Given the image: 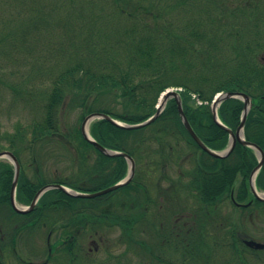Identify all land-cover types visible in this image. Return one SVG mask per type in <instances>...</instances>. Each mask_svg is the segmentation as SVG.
I'll return each instance as SVG.
<instances>
[{
	"label": "trees",
	"instance_id": "obj_1",
	"mask_svg": "<svg viewBox=\"0 0 264 264\" xmlns=\"http://www.w3.org/2000/svg\"><path fill=\"white\" fill-rule=\"evenodd\" d=\"M0 85L31 110L27 122L0 134V152L10 151L20 165L18 205L29 206L48 185L91 193L123 180L126 160L96 149L83 137L82 123L96 113L140 124L169 88L182 89L185 118L216 152L228 147L229 134L205 104L218 93L247 95L244 140L264 153V0H0ZM243 107L239 99L224 100L220 122L235 132ZM89 134L134 160L131 182L92 199L49 189L32 211L18 213L10 199L13 166L0 161V264H28L19 244L37 233L45 236L42 264H95L82 248L85 236L99 238L97 249L106 256L99 264L128 263L130 251L136 264H264V250L244 244L255 212L264 211L249 184L257 166L253 149L236 142L226 158L202 151L173 99L148 126L127 129L97 119ZM61 159L68 175H46ZM162 182L171 193L195 197L202 210L197 219L190 215L187 224L169 229L156 223L164 221L171 196ZM255 185L264 193V165ZM225 199L231 220L216 223L212 217Z\"/></svg>",
	"mask_w": 264,
	"mask_h": 264
},
{
	"label": "rangeland",
	"instance_id": "obj_2",
	"mask_svg": "<svg viewBox=\"0 0 264 264\" xmlns=\"http://www.w3.org/2000/svg\"><path fill=\"white\" fill-rule=\"evenodd\" d=\"M236 1H239V0H236ZM191 97L196 102L195 105L200 106V103L197 102V98H195L194 95H192ZM205 105L209 106L211 109V104H205ZM30 115H31V110L28 107H24L23 104L20 103V101L17 98L10 95L9 92L0 85V134L5 133V132H12L16 123L27 122L30 118ZM76 117L77 115L74 112V113L69 114L67 120L74 121ZM93 121L89 122L88 125L90 126V124ZM51 157H53V154L51 155ZM0 161H3V162L6 161L11 164L10 160L6 158L0 159ZM66 161L67 160L65 159H61L60 161L51 163L50 166L48 165L49 171H47L46 175L50 176L52 173H56L57 175L59 172L63 173L64 175H68L66 173L68 171L69 163L68 161L67 162ZM134 168H135V163H134ZM128 169H129V166H128ZM28 173L32 175L33 172H31V168ZM167 173L171 178H176L175 170L172 171L170 169H167ZM161 185L162 187L160 188L164 189V191L167 190V193L170 194L171 196L170 198L164 201L165 206L162 209V219H164V221L162 222L156 221L157 224H162L164 228L169 229L170 227H172L171 225L174 222V223H177L176 227L179 228L183 226V224L185 223L187 224V222L185 221H188L186 219L190 215H191L190 218L197 219L198 217L197 215L201 214L202 210L199 208V204L193 195H186L183 191L171 193L172 192L171 190H168L165 188V186L167 185V182H162ZM152 193L155 195L154 191H152ZM258 194L260 196H264L263 192L258 191ZM208 210H210V208L206 207L204 209V212H208ZM232 211H233V208L230 202L225 199L223 202L218 204L217 211H216L217 216L216 217L214 216L212 218L216 219L214 220L216 223L225 224L231 220L230 215ZM152 214H154L153 209H152ZM252 220H253L252 222L253 226L250 229V234H249L250 239L255 240L257 242L264 243V211L255 212L254 218H252ZM109 233L110 234H108L107 236L108 242L109 240L114 241L113 239H115L117 235L119 234L117 230L114 232L110 231ZM146 242L147 244H153L154 242L153 237L147 238ZM44 243H45V236L40 233H37L36 235L32 237L29 243L19 244L20 246L19 255L23 257V259H25V261H27L28 263L30 262V264H41L46 261V257H45L46 249H45ZM94 243L99 246L100 240L98 237H93V236L86 237L85 236L83 241L81 242L83 246L82 245L81 246L83 250L86 252L85 255L88 256L89 261L94 260L95 264H99L106 256L101 250L98 251L97 248L96 249L93 248ZM169 252L171 253L172 251L170 250ZM132 254H133V251H130L129 253H127L126 256L128 257V263H125V264H136L135 262L133 263L131 259V257H133ZM176 255L175 253L174 255L172 254L173 257H175ZM11 262H9V264H15L13 260H11ZM49 264H53V263H49Z\"/></svg>",
	"mask_w": 264,
	"mask_h": 264
},
{
	"label": "water",
	"instance_id": "obj_3",
	"mask_svg": "<svg viewBox=\"0 0 264 264\" xmlns=\"http://www.w3.org/2000/svg\"><path fill=\"white\" fill-rule=\"evenodd\" d=\"M160 99H162V103L157 106V110H156L155 114L152 117H150L148 120L144 121L143 123L137 124V125L126 126V125L118 123L117 121L113 120L112 118H110L109 116L104 115V114H91V115H88L85 118L84 122L82 123V128H81V132H82L83 137L86 140H88L89 142H91L94 145V147L96 149H98L102 154H104L106 156H109V157L121 156V157L125 158L127 163H128V166H129L128 175L126 176V178L123 181H121V182H119V183H117V184H115V185H113L111 187H108V188H106L104 190H101V191H98V192H93V193H90V194H80V193L75 192L73 190H70V189H68V188H66V187H64L62 185H58V184L50 185V186H47V187L41 189L37 193V195L35 196L34 200L32 201L31 205L28 208H25V209L24 208H18L16 206V202H15V190H16V186H17V182H18L20 166L18 164L17 159L15 158V156L11 152H8V151L1 152L0 153V159H3V158L9 159L12 162V165L14 166V179H13V183H12V187H11V204H12L13 209L16 212H18V213H26V212L31 211L33 209V207L36 205L38 199L48 189H58V190H61V191L65 192L66 194H68L69 196H72V197L95 198V197H99V196L108 194V193H110L112 191H115L118 188L130 183L131 180H132V177L134 175V161L132 160V158H130L128 155H126L124 153H118V152H114V151L108 150V149L104 148L103 146H101L100 144L96 143L94 140L91 139L90 135L88 134L87 125L92 120L104 119V120H107V121L111 122L112 124H114L116 126H119V127H123V128H127V129H139V128L145 127V126L149 125L151 122H153L155 120V118H157L159 116V114L162 112V110L164 109V107H165V105H166V103H167V101L169 99H173L175 101L176 106H177V110H178V114H179V116L181 118V121H182V124H183L185 130L192 137V139L196 142V144L203 151H205L206 153H208L212 157L224 158V157L228 156V154L232 151L236 141H238L242 145L250 147V148H252L253 150L256 151L257 156L259 157V161H258V164H257L256 168L253 171V175L251 176L249 182H250V188H251V191H252L253 195L257 199H259L261 201H264V197L260 196L257 193L256 188H255V177H256V174L258 173V171L260 170V168L263 165L264 154H263L262 150L257 145H254V144H251V143H247V142L244 141V138H243V128H244V124H245V121H246L247 113H248V111L250 109V106H251V100H250V98L247 95L242 94V93H237V92H228V93L220 94L215 99V101L212 104L211 109H212L213 118H214L215 122L220 127L226 129L228 134H229V147L226 150L222 151V152H215V151L210 150L197 137V135L194 133V131L190 127L187 119L184 116L181 99H180V96L176 92H174V91H165L161 95ZM227 99H240L244 103L241 122H240L239 127L235 131V133H233L231 130L227 129L226 127H224L218 121V118H217V109H218L219 105L224 100H227ZM244 244L247 247H249V248H251L253 250H264V244L263 243L255 242V241H252V240H245Z\"/></svg>",
	"mask_w": 264,
	"mask_h": 264
},
{
	"label": "bare ground",
	"instance_id": "obj_4",
	"mask_svg": "<svg viewBox=\"0 0 264 264\" xmlns=\"http://www.w3.org/2000/svg\"><path fill=\"white\" fill-rule=\"evenodd\" d=\"M162 103V99H160V101H159V104H161Z\"/></svg>",
	"mask_w": 264,
	"mask_h": 264
}]
</instances>
